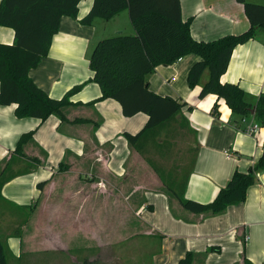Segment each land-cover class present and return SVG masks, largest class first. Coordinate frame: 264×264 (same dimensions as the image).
I'll return each mask as SVG.
<instances>
[{
  "label": "crops",
  "instance_id": "1",
  "mask_svg": "<svg viewBox=\"0 0 264 264\" xmlns=\"http://www.w3.org/2000/svg\"><path fill=\"white\" fill-rule=\"evenodd\" d=\"M246 1L264 6V0ZM93 2L79 3L77 19H60L48 55L28 74L52 99H61L73 87L84 84L70 98L73 105L63 111L67 120L61 121L55 115L45 121L19 119L15 115L16 105L0 106V167L10 159L19 138L34 131L33 140L24 149L28 163H20L24 158H17L11 166V172L19 168L25 171L16 172L18 175L1 189L0 242L7 264H92L89 260L96 246L95 228L88 224L80 226L79 220L94 219V213L85 212L80 203L93 196L78 195L80 189L99 184L105 189L107 184L114 185L120 194L130 186L131 194L125 198L136 194L142 202L139 216L145 217L142 221L157 239L149 264H178L188 252L195 255L193 264H264V170L256 174L243 203L229 206L215 216L182 209L162 184L163 189H152V179L139 175L146 167L123 134L138 133L148 117L143 113L125 117L119 103L101 100L99 86L90 81L93 74L89 68L91 52L104 37V31L110 28L115 34L122 32L119 23L129 20L128 12L81 25L79 21L88 14ZM180 5L182 19L190 21V34L197 42L239 35L250 28L244 7L236 0H180ZM13 42V30L0 27V43ZM200 60L189 54L172 65H159L147 81L155 94L185 104L181 109L184 131L192 133L195 150L184 197L209 203L234 171L246 172L259 160L264 127L259 126L254 135L247 134L245 130L257 124L252 116L242 122L217 96L199 98L201 86L190 88L187 76L192 65ZM206 80L207 73L202 83ZM220 83L238 84L246 100L256 104L264 94V28L257 29L252 40L234 48ZM215 103L218 107L214 114ZM73 173L77 178L79 173L91 178L103 173L112 182L95 179L83 183L87 180L73 179ZM41 182L46 183L39 190ZM54 184L61 188V194L69 186L80 189L72 191L70 198L58 195L55 212L43 214L45 220L54 219V224L36 221L37 211L46 200L41 196L48 185ZM101 190L103 193L104 189ZM69 203H79L81 211H68L69 207L63 205ZM35 206L37 211H32Z\"/></svg>",
  "mask_w": 264,
  "mask_h": 264
},
{
  "label": "trees",
  "instance_id": "2",
  "mask_svg": "<svg viewBox=\"0 0 264 264\" xmlns=\"http://www.w3.org/2000/svg\"><path fill=\"white\" fill-rule=\"evenodd\" d=\"M81 1H0V27L14 32L11 45L0 43V106L16 105L17 118L45 121L55 115L61 121L67 120L63 111L73 105L70 98L84 84L73 87L61 99H52L32 82L28 74L48 55L52 39L59 31L60 19H77ZM236 1L243 5L250 28L239 35H227L210 42L192 39L190 21L182 19L180 0H94L88 14L79 21L81 25H91L95 19L109 20L120 12H128L133 33H116L96 43L89 58L93 74L90 81L99 86L101 100L110 99L119 103L123 116L147 115L148 120L138 133L123 134L131 149L140 156L147 154L150 144L157 149L172 145L177 133L186 128L185 119L181 116L185 104L155 94L149 88L147 77L157 66L172 65L189 54L201 59L192 65L187 76L190 88L201 86L200 99L215 95L240 120L252 116L257 125L264 127V94L259 96L256 104H251L238 84L220 83L234 48L252 40L256 30L264 28V6L246 0ZM205 73L207 80L202 83ZM217 107L215 103L212 108L214 114ZM173 123L178 127H172ZM164 131H167L166 138L160 141ZM33 135L34 131L23 134L10 159L0 167V197L3 185L18 175L11 172L12 163L17 158H26L24 149L33 140ZM155 170L165 191L182 209L193 214L215 216L229 206L245 201L248 188L255 183L256 174L264 170V145L259 160L246 172L234 171L227 184L209 203L184 197L190 171L183 178L171 177L169 181L163 171L157 167ZM45 183H39L38 189L42 190ZM194 257V253L188 252L178 264H193ZM0 264H7L1 242Z\"/></svg>",
  "mask_w": 264,
  "mask_h": 264
},
{
  "label": "rangeland",
  "instance_id": "3",
  "mask_svg": "<svg viewBox=\"0 0 264 264\" xmlns=\"http://www.w3.org/2000/svg\"><path fill=\"white\" fill-rule=\"evenodd\" d=\"M119 26L123 32L122 34L127 35L133 33V29L128 19L124 22L121 21ZM103 34L104 37L100 40L112 37L115 33H113L110 28H107ZM172 127L177 128L178 125L173 123ZM166 132H162L160 141L166 138ZM169 139L170 138H168V140ZM173 139H171L173 140L172 145H164L159 149L154 148L152 144L148 145L147 154L140 156L144 162L146 170H142L139 175H144L145 177L152 179L150 180L153 181L152 189H163V187L160 186L162 183H160L161 181L155 167L163 171L170 181L172 179L171 177L177 179L183 178L193 164L195 149L193 148L194 137L192 133L182 130L179 131L177 137ZM19 161L20 163H28L27 158L20 159ZM17 170L18 171L16 172L18 173L25 171L24 168H19ZM74 174L75 173L72 174L73 179H78L80 182L87 180L83 183L92 182L95 179L99 182H102L100 181L102 179L109 181L112 180L106 177L103 173L92 175V178L83 173H79L80 175H78L77 178V175L75 176ZM113 186L111 187L107 184V188L105 189V187L99 184L95 188L84 187V189H80L76 185V187L80 189V194L78 195L80 198L88 193L93 196V198L84 203L80 202L81 205H83V210L85 212H92L95 216L94 219L91 218L89 221L79 220L82 224L80 226H87L88 224V226L95 228L96 246L94 254H90L89 261L92 264H121V262L122 264H149L151 252L153 251L154 246L157 245V239L149 233L148 227L142 221H145V217L142 216L141 218V216H139L140 214L138 212L142 206V202L140 203V199L135 197L136 194L128 199L125 198L131 194L130 186L122 190V194L117 192ZM74 187H66L65 192H62L61 194V188L58 189L56 184L53 186L48 185L43 196H41V199L43 197L46 200L45 203L40 206V210H38L40 213L36 210V206L32 209V211H37L36 221H50L54 224V219L45 220L46 216H43V214L49 211L54 213L57 196L59 195L61 198L62 196L67 195L70 198L72 191L76 192L79 190H75ZM101 189H104L103 193L101 192ZM63 206L69 207L68 211H81L82 209L79 207V203L76 205L69 203ZM26 215H28V213H26ZM1 230L2 227L0 226V231Z\"/></svg>",
  "mask_w": 264,
  "mask_h": 264
},
{
  "label": "built area",
  "instance_id": "4",
  "mask_svg": "<svg viewBox=\"0 0 264 264\" xmlns=\"http://www.w3.org/2000/svg\"><path fill=\"white\" fill-rule=\"evenodd\" d=\"M244 120H245V119H242V122H243ZM258 130H259V125H257V124H253V125H251L250 127H248V128L245 130V132H246L247 134L254 135V134H256V133L258 132Z\"/></svg>",
  "mask_w": 264,
  "mask_h": 264
}]
</instances>
